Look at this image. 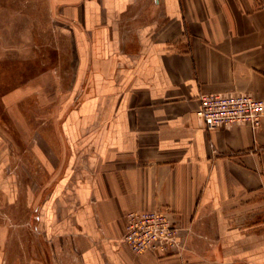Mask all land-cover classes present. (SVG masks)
<instances>
[{
    "label": "crops",
    "instance_id": "obj_1",
    "mask_svg": "<svg viewBox=\"0 0 264 264\" xmlns=\"http://www.w3.org/2000/svg\"><path fill=\"white\" fill-rule=\"evenodd\" d=\"M46 5L67 94L27 154L0 129V264H264V112L256 130L195 116L202 94L264 102V0ZM149 210L177 230L167 256L122 240Z\"/></svg>",
    "mask_w": 264,
    "mask_h": 264
},
{
    "label": "rangeland",
    "instance_id": "obj_2",
    "mask_svg": "<svg viewBox=\"0 0 264 264\" xmlns=\"http://www.w3.org/2000/svg\"><path fill=\"white\" fill-rule=\"evenodd\" d=\"M52 25L46 0H0V129L18 133L21 155L29 123L50 127L67 94L71 56Z\"/></svg>",
    "mask_w": 264,
    "mask_h": 264
},
{
    "label": "built area",
    "instance_id": "obj_3",
    "mask_svg": "<svg viewBox=\"0 0 264 264\" xmlns=\"http://www.w3.org/2000/svg\"><path fill=\"white\" fill-rule=\"evenodd\" d=\"M264 112V102L246 94L218 92L199 96L195 116L206 130L240 124L256 130ZM123 242L136 255L167 256L179 246L177 230L167 214L157 210L134 211L126 215Z\"/></svg>",
    "mask_w": 264,
    "mask_h": 264
}]
</instances>
